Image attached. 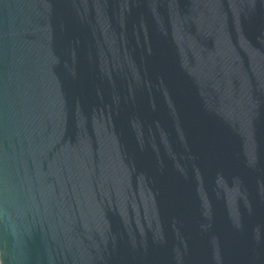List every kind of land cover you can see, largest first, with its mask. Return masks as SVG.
I'll use <instances>...</instances> for the list:
<instances>
[{
	"label": "water",
	"instance_id": "1",
	"mask_svg": "<svg viewBox=\"0 0 264 264\" xmlns=\"http://www.w3.org/2000/svg\"><path fill=\"white\" fill-rule=\"evenodd\" d=\"M0 264H264V0H0Z\"/></svg>",
	"mask_w": 264,
	"mask_h": 264
}]
</instances>
